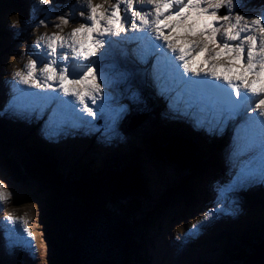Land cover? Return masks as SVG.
Masks as SVG:
<instances>
[{"label": "snow or ice", "instance_id": "snow-or-ice-1", "mask_svg": "<svg viewBox=\"0 0 264 264\" xmlns=\"http://www.w3.org/2000/svg\"><path fill=\"white\" fill-rule=\"evenodd\" d=\"M34 3L43 7L52 5V0ZM80 3L79 9L76 4L64 5L67 12L62 8L56 15L59 23L52 27L59 32L33 41L29 54L37 58L28 59L22 70L13 73L7 111L20 119L42 120L41 131L49 139L68 129L92 128L100 120L104 121L105 139L114 136L116 123L126 110L114 89L127 83L131 73L107 71L115 65L97 61L113 46L135 42L133 63L145 65L153 58L150 73L138 70L150 75L170 115L187 118L194 127L209 132L219 133L228 122L236 129L229 179L216 185L215 208L205 211L184 238L196 236L218 213L235 215L239 209L233 194L264 183V13L242 14L243 0ZM77 15L81 18L78 26L61 34V26ZM35 26H47L46 21L41 19ZM121 54L129 55L123 47ZM11 195L0 179V205ZM6 219L14 225L23 222L11 214ZM22 231L32 237L27 228Z\"/></svg>", "mask_w": 264, "mask_h": 264}, {"label": "trees", "instance_id": "trees-1", "mask_svg": "<svg viewBox=\"0 0 264 264\" xmlns=\"http://www.w3.org/2000/svg\"><path fill=\"white\" fill-rule=\"evenodd\" d=\"M7 9L8 8H6V10ZM6 13L7 11L4 12V14ZM31 14L32 16L34 15L33 12ZM0 30L2 32L5 30L1 24ZM14 42L15 41L11 42L12 46L14 45ZM8 48L9 50L12 49L5 45L3 50L6 51ZM9 69L10 67H3L0 64V71ZM2 74H0V78L4 79L6 75ZM6 145L8 150L12 152L13 147L10 144ZM137 147V151L144 154L146 150L139 145H137ZM23 148L30 149L28 146ZM52 151H54L53 145L48 144L47 152L45 154L46 156L43 153L37 154L40 167H35L31 172L22 175L25 178L20 176V178H22L20 180L29 181V177L35 173V176H37L38 179L45 180V185L56 193L55 197H57V200L54 206L52 205L54 202L51 200L44 199L42 196L28 191L31 196L30 200L36 201L45 212L47 211L45 208L46 203L51 204V209H55L53 222L56 223L53 224V227H58L59 232L58 237L56 238L59 240L57 243L51 241V245H49V250L52 251L54 257L52 259L53 264H94L101 260H107L114 262L115 264H163L164 254L161 252V247L155 250V248L149 249L146 244H142L140 247L143 252L141 256L142 258H146V260L142 262L138 259L139 257L135 251V243L140 235V233H138L137 224L140 222L143 227L150 229L151 225L147 220L161 217L166 211L170 212V207L174 208V218L180 225L185 224L189 217L192 218L193 222L194 215L198 214V208L193 205L194 201L198 198L194 195L195 188L191 183L195 182L203 173L201 172L205 169L203 166H208V163L205 162L206 160L202 161L201 158L198 157V161L200 160V163L202 164L199 165V170L195 173H191V171L188 170L187 172L182 173V177L176 176L177 178H182L183 181L181 180V185L176 180L169 179L171 182L169 190H166V195L163 196L160 194L156 199L157 203L151 205L149 202L152 201L154 197H152L146 190L145 183L150 184L151 182L149 183V181H147V175H144L141 168L142 161L140 157L143 156V154L136 158L132 150L128 151L132 158L129 159L128 162L122 163L124 165L120 167L119 171H116L112 166H108L107 163H101V166L92 172L96 171L104 176L95 179L87 176L90 173L88 170L89 168L91 170V166L86 159L83 160L77 158L75 154L69 157L66 154L61 156L52 155ZM204 154L205 153H202L200 157H203ZM60 158L65 159L66 161L61 160ZM58 161L66 163L67 166L69 165V168L56 172L59 163ZM112 163H117L116 158L112 160ZM26 164L27 161H24L23 166H19L23 172H25L27 167ZM172 165L177 167L175 164ZM10 168L12 170V167ZM15 170L19 169L16 167L13 171V173L18 174ZM145 172L147 173V169H145ZM199 172L201 173L196 177ZM118 173H121V175H117ZM161 173H163V171ZM127 175L130 177L131 175H134V178L140 183L138 191H135L133 194H131L129 189L125 188L123 185H118V183L120 184V181L124 178L128 180L130 179ZM81 177L89 178L92 181L99 183L101 187L99 190L103 193L105 191L106 193L108 192L109 196L107 197L105 194L92 196L86 198L85 203L82 205L80 203L75 204L74 201L73 206L70 205L71 209L67 217L68 221L63 222L61 216L63 215V217H66L64 215L66 213L63 212L60 203V200L63 201V199L60 198L62 197V193L59 194L58 190H60L62 185L66 186L67 184H69L71 190H78V187L74 186L73 182ZM171 177H174V174H172ZM191 177L192 179H190ZM195 177L196 180H194ZM164 178L168 181L166 175ZM84 184L89 189L87 183L84 182ZM150 188L152 189V186ZM124 190H127L129 193H124ZM94 192H96L95 189ZM72 196L74 197V195ZM55 197L52 196L51 198L55 199ZM140 197L141 199L139 201ZM142 197H144V199H142ZM37 198L41 199L39 201L43 205L37 201ZM142 205H145V209H141ZM137 211H139L140 214H138ZM187 215L189 216L188 218ZM102 219L104 220V223L101 222ZM49 223L50 219L47 221V224ZM47 224L45 223L44 229L47 228ZM59 224L63 225L64 229L61 230ZM70 226L72 227L71 233L69 232ZM175 227L180 231L182 230L179 225H176ZM146 229H143V231ZM151 229H153V227ZM211 229L213 230L214 228ZM228 230H230L228 227L225 228V231ZM50 233H52L51 230ZM217 238L222 239L219 240L220 242L222 241L221 258H214L213 260L216 261L214 263L212 260L206 259L208 258L207 254V256L202 259L201 264L241 263L247 254L251 255L256 248L264 244V225L254 226L246 230H238L231 235L219 234ZM200 240L201 239L196 243L197 245L204 243ZM154 242L157 244V238L154 239ZM201 249L203 248L201 247ZM189 264L193 263L190 262Z\"/></svg>", "mask_w": 264, "mask_h": 264}, {"label": "rangeland", "instance_id": "rangeland-1", "mask_svg": "<svg viewBox=\"0 0 264 264\" xmlns=\"http://www.w3.org/2000/svg\"><path fill=\"white\" fill-rule=\"evenodd\" d=\"M57 1V0H56ZM58 3H60V2H58ZM69 3H72V1L71 0H69ZM77 5V8L79 9L80 8V4L78 3V4H76ZM27 9L30 11L31 10V5L30 4H27ZM34 11V10H33ZM32 11V12H33ZM224 13V9H221L220 10V14H223ZM4 18L5 19H7L5 16H4ZM31 19L32 20H34V21H36V19H35V17L34 16H32L31 17ZM45 20V19H44ZM46 21V20H45ZM29 23V21L27 20L26 21V24H28ZM38 23H36V24H34V26L35 25H37ZM1 25H3V24H1ZM46 25L47 26H49V25H51L48 21H46ZM47 26H44L45 27V29L44 30H42L41 32H40V34L38 35V38L39 37H41L42 35L43 36H46V35H50V34H52V32H49L48 34H47V30H46V27ZM3 27L4 28H6L5 27V24L3 25ZM13 28V27H12ZM37 29H38V26H37ZM36 29H34L33 30V33H36L37 31H35ZM11 32H12V36H11V39H12V37H15L11 42H13V41H15V39H16V37H18L19 39H18V45H13L12 46V48L13 49H11V50H9V48L6 50L7 52H9V53H11L13 50H16V49H18V47H19V45H20V43L22 42V41H26V40H28V38L26 37V36H14L15 34L17 35L18 34V32L16 31V29H12L11 30ZM38 33V32H37ZM6 35V31L4 30L3 32L0 30V36H2V35ZM61 34H63V32L61 33ZM24 38V39H23ZM10 42V43H11ZM0 44H1V41H0ZM0 59H1V61L3 62L2 63V65H5L6 64V62L8 61V59H6V56L5 55H1L0 56ZM10 61H8L7 62V64L9 63ZM162 71V70H161ZM7 72H3V74L2 75H5ZM2 78H0V84L2 83V80H1ZM4 81V80H3ZM151 82V81H150ZM11 81H9L8 82V84H7V87L10 89L11 88ZM148 86V85H147ZM152 92V91H151ZM4 102V96H3V94H2V91H1V87H0V105L2 104ZM0 111H1V109H0ZM124 114V113H123ZM29 121V120H28ZM28 121H26V122H28ZM103 121V120H102ZM5 120L4 119H1L0 120V126H2V124H5ZM117 123H119V124H122V126H123V130L121 131V132H116V134H115V136H114V138L115 139H121L120 140V142L116 145V147H115V151H113L111 148H108L107 146L106 147H104L103 149H99L98 151H96V152H92L91 150V147H92V145L94 144V143H99V141H100V134H99V132H98V128L96 127V126H94V127H92V128H89V129H84V128H81V131L83 132V139L85 140V141H87V143L89 144V147H84V148H82L81 146H79V144H78V140H77V138L76 137H72V136H69V135H67V139H70V138H72L71 139V144H66V145H62L61 146V149H60V151H62V150H65V149H70L71 148V150H73V151H75V156L77 157V158H80V159H86V161L87 162H89L90 163V166H91V170H90V168H89V170H88V172H90L89 173V175H87L88 177H90V178H101V177H103L104 175H102V174H100L99 172H92L93 170H95V169H98L100 166H101V163H104V162H106L107 164H108V166H112V168H114V169H116V171H119V169H120V167L122 166V165H124V164H122V163H126V162H128L129 161V159H131L132 157L129 155V153H128V151H130L131 149H129L128 148V146H127V143H126V140H125V138H130V141H135L137 144H139L142 140H140L139 138H138V136H134V135H131V134H128V133H126V131H125V129L127 128V124H126V122L125 121H121V120H118L117 121ZM8 126H11L10 124H7ZM144 125V124H143ZM142 125V126H143ZM38 126H39V128L40 129H42V127H43V121L42 120H40L39 122H38ZM37 126V127H38ZM161 126V125H160ZM23 128H24V130L25 131H27L29 134L32 132V131H28V128L27 127H24L23 126ZM168 129H170L171 130V128H169V127H167ZM72 130H74L75 131V129H72ZM81 131H77V135L78 136H80L81 135ZM168 131V130H167ZM22 132V131H21ZM72 132V131H71ZM35 133H36V135H39L40 137H42V138H46L45 137V135L42 133V131H40V130H36L35 131ZM119 133H121V134H119ZM171 131H169L168 132V135L171 137ZM35 135V136H36ZM122 135V136H121ZM164 136V138L166 137L165 135H163ZM125 137V138H124ZM47 139H49V138H47ZM74 140V141H73ZM166 140V139H165ZM58 141H59V139H58ZM130 141L128 142L129 144H130ZM9 142V141H8ZM10 143V142H9ZM173 143V140H172V142L170 141V144H172ZM78 145V147L79 148H75L76 146ZM181 146H183V148L185 149V147L187 146V145H185V144H180ZM208 144H204V147H206ZM165 146H166V142H165ZM24 147H27V146H24ZM72 147H73V149H72ZM172 147H173V145H172ZM172 147H170L169 149H170V152L169 153H167V155H169V156H171L172 155V150H171V148ZM175 147V146H174ZM138 148V147H137ZM136 148V149H137ZM160 148H162L163 149V147H160ZM24 149H27V148H24ZM54 149L56 150V147H54ZM13 151H15L14 150V148H13ZM176 151H178V152H181L182 150L181 149H176ZM219 152H220V154H222V152H221V150H219ZM229 153H230V151H229ZM61 154H63V153H61ZM74 154V153H73ZM226 154V153H225ZM144 157H147L148 159H147V173L145 172V169H143V164L141 165V168H142V171H143V173H144V175L146 176H149V178L151 179V181L153 182L152 183V191L154 192V194L155 195H157V196H154V198L152 199V201H150L149 202V204H151V205H154V204H156L157 202H156V199H157V197L160 195V194H158V192H157V187H158V184H157V182H161V183H165L166 184V179L164 178V176L162 175V174H159L158 172H162L163 170H162V167L160 166V163L156 160V159H154L152 156H151V150H150V152H144ZM114 158H116V162L117 163H115V164H113L112 163V160L114 159ZM142 158H143V156H141L140 157V159H141V161H142ZM227 159H228V156H227ZM64 161H66L65 159H63ZM68 160H71V159H68ZM153 162H157L158 163V165H155V166H151L152 165V163ZM112 164V165H111ZM12 166H13V168L15 169L16 168V166L15 165H13L12 164ZM135 167V166H134ZM18 169H19V171L21 172V168L20 167H17ZM35 168V167H34ZM38 168V167H37ZM105 172H107V171H105ZM35 174V173H34ZM117 175H121V173H118ZM179 175L181 176V173H179ZM127 176H129V175H127ZM133 176L134 175H131V177L129 176V180L130 181H132L133 182ZM124 179H126V178H124ZM129 181V182H130ZM18 185V187H19V189L21 190V191H19V193H20V197H18L17 196V192L15 193V194H12V201H13V203H15L17 206H23L22 208H24L25 209V212L27 211V217H26V224H27V227H28V230L29 231H31V230H33V228H34V226H36V224L37 225H39V222L40 221H38V219H39V214H40V210H39V208L37 207V202L35 203V202H32V201H30V199H31V196L29 195V193H28V191H30V193H36V194H38V195H40V196H42L44 199H49L50 197H51V193H50V189H49V187L48 186H46L45 184H43V182L40 180V178L38 179V177L37 176H32V177H30V179H29V181H28V183L27 184H24V183H19V182H17V181H15V180H13L11 183H10V186H11V189H12V191H14L15 190V188H16V186L15 185ZM22 184H24V185H22ZM151 184V183H150ZM118 185H123L125 188L126 187H128L127 189H129L130 190V186H125V184L123 183V181L121 180L120 181V184L118 183ZM138 185H139V187H140V183H138ZM27 191V192H26ZM108 191H109V189H108ZM110 192V191H109ZM105 196H109V193L107 192V193H105ZM15 197H18V200L15 198ZM25 197H26V200H25ZM45 197H47V198H45ZM140 199H141V197L139 198V201H140ZM39 200H41V199H39V198H37V201H39ZM39 203L40 204H42L40 201H39ZM141 203H142V200H141ZM262 203H264V197L263 196H261L260 198H259V204H262ZM16 205H12V206H16ZM43 205V204H42ZM141 209H145V205H142L141 206ZM49 210V209H48ZM137 213L138 214H140V212L139 211H137ZM136 214V213H135ZM137 215V214H136ZM58 217V216H57ZM62 217V220H63V222H67L68 220H67V218L66 217H63V215L61 216ZM59 218V217H58ZM57 218V219H58ZM38 221V222H37ZM101 222L102 223H104V220L102 219L101 220ZM59 226L62 228V229H64V227H63V225H61V224H59ZM137 226H138V233H140V235H139V242H144L145 241V239L147 238V237H149V236H151L150 235V231H149V229L147 228H145V227H143V225L142 224H137ZM71 226L69 227V232L71 233ZM143 229H146L145 231H143ZM11 230H12V228H11ZM164 230H165V227H164ZM181 232H182V234H183V236H185V233L183 232V230H181ZM11 233V232H10ZM41 233H42V230H41ZM44 233V232H43ZM11 235V234H10ZM53 235H56V234H53ZM23 236H24V238H25V243H26V251H28V252H24L23 253V255H24V257L26 258V259H30V256H29V253H30V251H31V249H30V247H29V245L31 244V240H30V237H28L24 232H23ZM160 237V236H159ZM11 240H12V242H15V236L13 237L12 235H11ZM44 241V240H43ZM51 240H50V238L46 241V249H48L49 247H48V243L50 242ZM152 241H153V239H152ZM172 242H174L173 240H172V238H170L169 239V237H168V235L166 234L165 236H162V237H160V238H158L157 239V244H158V246L156 247V249H158V248H160L161 247V252L164 254V263L163 264H167L168 263V259L166 258V256H165V254L168 252V248H170V249H172L171 248V246H172ZM44 246V243L41 241L40 243H39V249L37 250V252H36V256H39L40 254H41V252H42V250H40L42 247H45ZM191 246V245H190ZM192 246H193V244H192ZM183 248V250H184V252H186V248L185 247H182ZM21 250V249H20ZM142 251H140V249H139V246L136 248V253H137V256L139 257V259H140V261H142V262H144L145 260H146V258H142V253H141ZM44 253H45V251H44ZM47 254V253H46ZM25 255H27V257L25 256ZM186 259V258H185ZM206 259H209V258H206ZM25 260H23V262H24ZM177 263V262H176ZM178 263L179 264H181V262H179L178 261ZM50 264V263H49Z\"/></svg>", "mask_w": 264, "mask_h": 264}, {"label": "bare ground", "instance_id": "bare-ground-1", "mask_svg": "<svg viewBox=\"0 0 264 264\" xmlns=\"http://www.w3.org/2000/svg\"><path fill=\"white\" fill-rule=\"evenodd\" d=\"M8 1H11V0H8ZM14 1H16V2H18V3H20L21 5V8H22V10L21 9H12L10 6H9V8L7 9V13L6 14H4V16L7 18L6 19V22L4 23L5 24V31H8V29L11 31L13 28H12V24H14V23H18V24H20V27H21V29L20 30H16L17 32H18V34L16 35H14V36H26L27 38H28V40H26V41H22L21 43H20V45L21 46H26V45H31L32 46V43H33V41L34 40H36V39H38V35L40 34L38 31V33L36 32V33H33V30L34 29H32V25L34 26V24H36L37 22H35L34 20H32L31 19V16H32V11L34 10V6L33 5H31V10L29 11L28 9H27V2H25V0H14ZM58 2H60V1H58ZM22 12H24L25 13V15L27 16V18H28V21H29V23L28 24H26V21H24V20H22V19H20L17 15L19 14V13H21V14H23ZM5 19V18H4ZM12 19V21H9V20H11ZM35 27H37V26H35ZM8 28V29H7ZM4 31V30H3ZM4 35V34H3ZM15 37H12V39L10 38L8 41H9V43L14 39ZM24 39V38H23ZM19 41H18V39H15V42H14V46L15 45H18L17 43H18ZM130 44H133V42H130ZM19 45V46H20ZM4 44H0V49H3L4 48ZM13 49V48H12ZM12 53H13V55H15L16 53H17V49L16 50H13L12 51ZM6 59H8V61H10L8 64H7V62H6V64L5 65H2V61H1V59H0V64L3 66V67H10V69L13 67V64L14 63H16V59H14V58H8L7 56H6ZM27 60L28 59H26V60H22V62L23 61H25V62H27ZM9 69V70H10ZM161 70H163V69H161ZM7 72L8 70H2V71H0V74H2L3 72ZM11 82H12V80H11ZM152 82V81H151ZM151 82H149V83H147L148 85L151 83ZM13 83V82H12ZM11 86V85H10ZM149 88H150V85H149ZM164 117V115H162V118ZM40 121V120H39ZM39 121H37V120H35V123H36V125L38 126V122ZM102 121V120H101ZM26 123H28V122H26ZM25 123V124H26ZM5 124H10L11 125V127H12V123L11 122H5ZM19 124V126H20V128L22 129L21 131H22V133H28L27 131H25L24 130V128H23V126L24 127H26L24 124H22V123H18ZM161 125V124H160ZM37 128H39V126L37 127ZM167 130H169V131H171L172 132V130H170V129H168L167 128ZM28 131H29V129H28ZM68 131H72V132H74V130H72V129H68V130H66L65 132H63L62 134H60V135H58V136H56L55 138H54V141L52 142V143H48V144H50V145H53V147H56V150L54 149V151H52V155H57V156H61V155H63V154H66V155H68V157L69 156H73L74 154H75V151H73V150H71V148L70 149H65V150H62V151H60V149H61V146L62 145H66V144H71V139L72 138H70V139H67L66 137H67V135H69V136H72V137H75V136H73L72 134H70V133H68ZM200 132V131H199ZM32 133V132H31ZM30 133V134H31ZM29 134V133H28ZM76 134H77V131H76ZM35 135H36V133H35ZM164 135V134H163ZM80 136H84L83 135V132L81 131V135ZM0 139H3V137H0ZM58 139H59V141H58ZM165 139H166V137H165ZM48 140H53V139H48ZM3 143H5V144H3L4 145V147L8 150V147H7V145L6 144H10L9 142H7V141H4V139L3 140H1ZM0 141V142H1ZM74 141V140H73ZM171 142H172V140H170ZM142 142V141H141ZM172 145H173V143L172 144H170V146L172 147ZM72 149H73V147H72ZM163 149H164V147H163ZM176 149H181L182 151H184V148H183V146H181L180 144H178V145H176L175 147H174V150H176ZM165 150H166V146H165ZM9 151V150H8ZM181 151V152H182ZM13 152V151H12ZM65 152V153H64ZM61 153H63V154H61ZM74 153V154H73ZM204 153H206V151H204ZM45 155V154H44ZM46 156V155H45ZM61 160H63L62 158H60ZM59 163H58V166H57V168H56V172H59V171H62V170H66V169H68L69 168V165L67 166V164L66 163H64V162H62V161H58ZM104 163H106V162H104ZM184 166H187V164H184V163H182ZM20 166H23V164L22 165H20ZM35 167H40V164H39V162H38V159H37V161L35 162ZM11 169V168H10ZM16 172H18V174H20V176L21 177H23L22 175H23V170H21V172L19 171V170H15ZM179 173H181V177H182V172L180 171ZM15 176H16V178L14 179L15 181H17V182H19V183H24V184H27L28 183V181H25V180H20V179H22V178H20V176L17 174V173H13ZM59 175V174H58ZM17 176H19V177H17ZM32 176H35V174H32L30 177H32ZM180 176V175H179ZM30 177H29V179H30ZM23 178H25V177H23ZM41 180V179H40ZM42 182H43V184H45V180H41ZM188 181V180H187ZM24 184H22V185H24ZM128 188V187H127ZM167 190V189H166ZM27 192V191H26ZM96 193V192H95ZM131 194H133V193H131ZM30 201H32V202H35L36 203V201H33V200H30ZM130 202V201H129ZM128 202V203H129ZM37 205V207L39 208V210H40V212L43 210L40 206H39V204L37 203L36 204ZM195 222H196V220L194 219L193 220V223L195 224ZM140 223V222H139ZM224 229L225 228H227V227H223ZM10 234L14 237L15 235H14V232H13V230H11L10 229ZM186 240H189L188 238H185ZM197 239L199 240V238H198V236H197ZM200 241H203V240H200ZM191 243V242H190ZM193 243H191V245H192ZM193 247V246H192ZM21 249V248H20ZM243 249V248H242ZM118 253V252H117ZM26 257H27V255H25ZM139 259V258H138ZM110 262V261H109ZM114 263V262H113Z\"/></svg>", "mask_w": 264, "mask_h": 264}, {"label": "water", "instance_id": "water-1", "mask_svg": "<svg viewBox=\"0 0 264 264\" xmlns=\"http://www.w3.org/2000/svg\"><path fill=\"white\" fill-rule=\"evenodd\" d=\"M166 152L168 151L165 150V153ZM176 152L178 153V157H180L183 160H187L188 155H189L188 153H190L189 150H185V151H182L181 156H180V152L178 151ZM175 156H177L176 153H175ZM24 159L26 158L23 157V160ZM189 162H190V159H188L187 161L180 162L179 168L180 169L189 168L190 167ZM182 163L187 164V166H184ZM10 164L12 163L9 162L8 160H5L4 158H3V161L0 162V166L6 169L5 172L8 175L16 178V176L13 174L14 168ZM10 167H12V170L10 169ZM32 169H33L32 167H26L24 174L31 172ZM122 181L125 184V186H130V190H129L130 193H134L135 191H138L139 182L134 178V176H133V182L128 179H123ZM84 182L87 183V185L89 186V189L85 186ZM73 185L78 187V190H71L70 186L68 185L67 188L64 190L65 192H63L64 198H62L63 199L62 206L64 210L66 211L67 215L69 214V211L71 209L70 205L73 206L74 201H75V204L80 203L82 205L85 203L86 198H89L92 196L103 195L106 193V191L103 193L102 191L99 190L101 188L99 183L94 182L89 178L88 179L83 178V177L78 178L73 182ZM94 189L96 190V193L94 192ZM124 193H129V192L127 190H124ZM72 195H74V197ZM94 264H115V263L109 262L107 260H101ZM234 264H264V244L256 248L251 255L247 254L241 263H234Z\"/></svg>", "mask_w": 264, "mask_h": 264}]
</instances>
